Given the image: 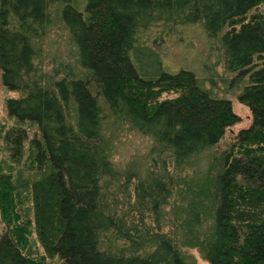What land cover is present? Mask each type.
I'll return each mask as SVG.
<instances>
[{
    "label": "trees",
    "instance_id": "16d2710c",
    "mask_svg": "<svg viewBox=\"0 0 264 264\" xmlns=\"http://www.w3.org/2000/svg\"><path fill=\"white\" fill-rule=\"evenodd\" d=\"M186 28L216 45L249 111L232 141L230 100L163 62L162 41ZM56 33L75 69L49 74L38 47ZM0 83L17 95L8 117L38 135L3 138L15 164L33 152L38 178L21 213L0 177V264H197L189 250L264 264V0H0ZM123 128L151 144L125 170L113 161ZM223 141L211 166L187 173Z\"/></svg>",
    "mask_w": 264,
    "mask_h": 264
},
{
    "label": "rangeland",
    "instance_id": "374dc122",
    "mask_svg": "<svg viewBox=\"0 0 264 264\" xmlns=\"http://www.w3.org/2000/svg\"><path fill=\"white\" fill-rule=\"evenodd\" d=\"M154 35L156 34L154 33ZM65 39L64 35L62 37L58 33L52 34L46 44L43 43L38 47L42 62L39 68L49 74L54 70H57V72H68L70 69H75L73 61L67 59L68 48ZM161 44H163L160 50L163 62L171 72L176 73L182 69L188 70L199 81L203 83L207 81L206 89L211 90L219 97H225L230 100L232 110L240 121L236 126L227 130V142L232 141L239 130L249 126V111L239 104L237 100L239 92L231 88L230 75L224 72L220 56L216 52V45L207 41L198 28L178 29L176 35L165 37ZM15 96L17 95L5 91L0 83V177L9 176L13 179V184L19 193L18 209L19 212L24 213L29 207L28 184L38 178L36 171L32 167L33 152L28 147L24 148L20 163L15 164L11 152L5 147L3 138L7 131H23L29 142L38 138V135L34 126L18 124L8 117L5 102L8 98ZM114 140L115 152L113 161L121 170H125L129 165H139L140 161L141 165L142 162L148 161L147 154L151 145L148 139L123 128L116 132ZM225 149L226 141H223L217 149L210 150L197 158L195 161L200 163L196 164L187 173L190 175L195 174L196 170L203 172L212 165L215 157L219 156ZM5 231L6 226L0 219V237ZM28 245L33 257L37 259L42 255L34 239L30 238ZM187 254L197 264H207L196 250H189Z\"/></svg>",
    "mask_w": 264,
    "mask_h": 264
}]
</instances>
